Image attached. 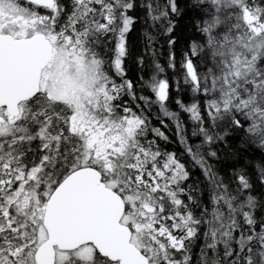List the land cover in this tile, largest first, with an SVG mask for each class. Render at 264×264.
Wrapping results in <instances>:
<instances>
[{"label":"snow or ice","instance_id":"snow-or-ice-1","mask_svg":"<svg viewBox=\"0 0 264 264\" xmlns=\"http://www.w3.org/2000/svg\"><path fill=\"white\" fill-rule=\"evenodd\" d=\"M0 264H264V0H0Z\"/></svg>","mask_w":264,"mask_h":264}]
</instances>
